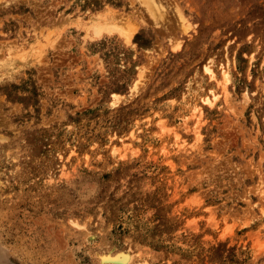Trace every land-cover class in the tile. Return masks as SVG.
I'll list each match as a JSON object with an SVG mask.
<instances>
[{
  "label": "rangeland",
  "instance_id": "rangeland-1",
  "mask_svg": "<svg viewBox=\"0 0 264 264\" xmlns=\"http://www.w3.org/2000/svg\"><path fill=\"white\" fill-rule=\"evenodd\" d=\"M119 252L264 264V0H0V264Z\"/></svg>",
  "mask_w": 264,
  "mask_h": 264
},
{
  "label": "bare ground",
  "instance_id": "bare-ground-1",
  "mask_svg": "<svg viewBox=\"0 0 264 264\" xmlns=\"http://www.w3.org/2000/svg\"><path fill=\"white\" fill-rule=\"evenodd\" d=\"M90 27H89V29H91L93 31V33L96 35H100L104 31L112 32L116 28L115 25H110L107 23H101L98 20L95 23H93ZM121 33L123 35H125L127 42H129L132 35L126 31H123ZM103 259L105 260V263L110 262V261H114V263L117 262L119 264H128L129 255H127L124 252H119L115 255H112L111 253H109V254L105 255Z\"/></svg>",
  "mask_w": 264,
  "mask_h": 264
}]
</instances>
